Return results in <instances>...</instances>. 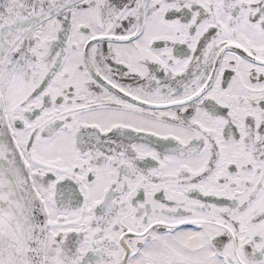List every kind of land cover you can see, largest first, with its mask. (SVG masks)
Returning <instances> with one entry per match:
<instances>
[{
	"label": "snow or ice",
	"instance_id": "obj_1",
	"mask_svg": "<svg viewBox=\"0 0 264 264\" xmlns=\"http://www.w3.org/2000/svg\"><path fill=\"white\" fill-rule=\"evenodd\" d=\"M0 264H264V0H0Z\"/></svg>",
	"mask_w": 264,
	"mask_h": 264
}]
</instances>
